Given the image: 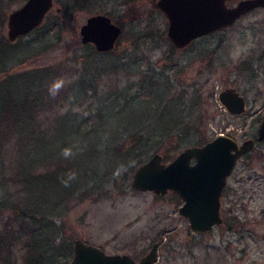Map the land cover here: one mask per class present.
I'll list each match as a JSON object with an SVG mask.
<instances>
[{
    "label": "rangeland",
    "instance_id": "rangeland-1",
    "mask_svg": "<svg viewBox=\"0 0 264 264\" xmlns=\"http://www.w3.org/2000/svg\"><path fill=\"white\" fill-rule=\"evenodd\" d=\"M24 1L0 0V37L8 39V14ZM55 2L60 10L52 9L38 29L20 36L24 41L38 40L41 32L49 30L54 49L43 52L49 47L44 45L41 57L13 64L28 69L62 63L72 70L55 77L59 81L52 84L49 96L58 97L55 107L38 117L43 125L29 135L30 139L43 133L46 137L23 147L11 124L0 123V230L9 222L11 228L21 230L20 241H11L20 257L18 264L31 247L33 230L42 232V223L55 229L47 234L54 252L44 259L49 264L70 260L77 237L111 252L132 250L138 255L161 238L160 262L166 264H264V139L239 158L228 177L221 197L223 222L203 233L193 231L189 219L180 215L183 200L175 191L156 193L132 187L135 169L154 152L168 162L185 146L201 144L220 131L239 141L257 135L264 114V7L176 48L166 33L168 18L156 0ZM95 13L111 16L122 33L110 53L91 56L94 45L81 40L80 25ZM89 63L91 69L119 66L98 74L87 93L73 101L77 92L70 84ZM229 85L246 97L247 108L241 114L229 112L217 98L219 89ZM13 86L11 80L0 85L2 116L8 115L7 105L18 100V89L14 87L11 94ZM185 89L186 97L178 98ZM68 90L71 93L65 98ZM164 102L168 108L161 117ZM81 110L85 128L76 122ZM177 121L181 123L165 128ZM133 123H140L137 128L152 139L145 153L114 166L108 160L103 163L100 151L106 142L98 149V141L119 136L116 144L127 143L128 130L121 135L119 131ZM80 167L79 179L97 169L96 181L68 195ZM55 170L58 176L53 175ZM41 173L45 176L42 187L28 182L31 174ZM33 207L48 213L36 214L39 221H34L23 213Z\"/></svg>",
    "mask_w": 264,
    "mask_h": 264
},
{
    "label": "water",
    "instance_id": "water-1",
    "mask_svg": "<svg viewBox=\"0 0 264 264\" xmlns=\"http://www.w3.org/2000/svg\"><path fill=\"white\" fill-rule=\"evenodd\" d=\"M156 0V5L168 18L166 33L176 48H183L194 39L233 24L239 17L264 0ZM60 10L55 0H25L13 8L7 18L9 41L41 26L52 9ZM122 27L105 13L90 15L80 25L81 40L92 43L97 51L113 50ZM219 102L231 113L246 110V97L235 86H224L217 93ZM264 139V114L256 137L237 140L233 135L218 133L201 144L185 146L170 161H163L154 152L134 171L132 187L156 193L175 191L183 200L179 213L189 219L195 232H205L221 224V197L227 177L238 159L250 152L256 141ZM161 238L139 263L129 253H109L98 244L77 237L73 239V255L64 264H150L158 258Z\"/></svg>",
    "mask_w": 264,
    "mask_h": 264
},
{
    "label": "trees",
    "instance_id": "trees-1",
    "mask_svg": "<svg viewBox=\"0 0 264 264\" xmlns=\"http://www.w3.org/2000/svg\"><path fill=\"white\" fill-rule=\"evenodd\" d=\"M49 14L50 12L47 14V16ZM48 34L49 30L45 29L39 34L38 40L36 39L24 41L22 37H19L16 42H11L4 36L0 37V74H4L3 78L0 80V85L11 80L14 84L13 89L11 88V94L12 92H15L14 87L19 90L18 100L11 102V105H7L8 109L5 113L8 114L11 118L8 117V115H0V123H2L3 120H6L8 121V126H10L11 124V132L14 133L15 131L19 135L18 142L23 147L29 146L30 144H33L35 142L39 143L40 141L45 139V133L38 135L37 137L32 139H30L29 135H31L32 133L34 135L36 129H41L43 122L39 121L38 117L47 110L54 109L55 107V102L56 100H58V97H49L51 94V86H53L52 84H55V82L59 81V79L55 77H61L60 75L65 71H72L68 66L62 63L40 65L28 69H20L19 67L13 65L16 63L23 64L29 58L37 59L42 56L41 53L48 52L49 50L54 49V45H51L50 43L54 42L55 39L54 37L49 38ZM44 45L49 47L41 52ZM110 52L111 50L100 52L97 51L95 47L91 46L89 55H101ZM89 65L90 63L85 64L81 68L77 77L74 78L73 82L70 84L71 90L75 88L74 94L77 92V94L73 95L72 97L70 96L73 101L80 100L84 96V94L87 93L88 85H91L90 83L93 82L94 78L98 74L106 72L108 68L118 69L119 66L117 64H111V66H97L96 69H91ZM161 85L162 83H160L159 87ZM70 93L69 90L65 91V98L69 96ZM178 96V98L180 99L185 98L186 89L182 90L180 94L178 93ZM159 102H162V100H159ZM174 103L177 110H179V107H177L179 106L178 103H180L179 100H175ZM167 108L168 107L166 105V102H164V104H162L161 106L159 116L162 117ZM0 113H2V110H0ZM83 114L84 112L82 110L76 113V122L79 128H85ZM180 123V121H177L172 125H167L165 128H172L173 126H177ZM139 125L140 123H133L130 125L122 126V129L119 131V135H121L120 133L123 129L125 131L128 130L127 132L130 134V136H128L127 143H120V145L116 144L117 138L119 136H116L111 141L110 139H103L98 141V149L100 144L106 142V144L100 151L101 153H103V163H106L105 160H108L114 166V164L119 160L126 159V161H128L129 159L136 158L137 156L141 157L145 153L146 150L144 147L150 145L152 139L150 137H145L144 133L142 132L143 130L137 128ZM152 126H149L148 133H152ZM153 128L155 129L154 126ZM159 132H162V129L158 131V133ZM105 152L107 153L105 154ZM97 172V169L91 170L89 171V175H87L85 179H79V176L82 173V167L77 169L75 173V181H77V183L73 186L68 195L72 194L76 189H82L87 184L95 182V176ZM53 175L58 176V172H56V170L53 171ZM44 177L45 176L43 175V173L31 174V176L28 178V182H31L32 184L33 182H35L37 186L42 187V183L45 180L43 179ZM23 213L26 215H30L31 219H33L34 221H39L36 214L45 215V213H48V210L46 212H42L33 207L31 211L24 210ZM7 225L8 226L0 230V264H18L20 257L19 255L17 256V254L14 253L15 250L11 247V241L15 244L18 243L22 238V233L21 230L11 228L10 222L7 223ZM39 228L40 232L42 230L41 233L33 230L34 234L31 233L32 235H30V239L28 238V244H30L31 247H29L26 252L22 253V264H49L48 262H45L44 259L47 260L49 256L54 254V252H52L53 244L51 243V240L47 235L54 232V227L48 225V223H42ZM44 232L45 235H43ZM43 243H45V245Z\"/></svg>",
    "mask_w": 264,
    "mask_h": 264
},
{
    "label": "flooded vegetation",
    "instance_id": "flooded-vegetation-1",
    "mask_svg": "<svg viewBox=\"0 0 264 264\" xmlns=\"http://www.w3.org/2000/svg\"><path fill=\"white\" fill-rule=\"evenodd\" d=\"M246 105H247V100H246ZM247 108V107H246ZM241 114V113H240ZM218 133H225V132H223V131H220V132H218ZM217 133V134H218ZM215 136V135H214ZM252 137H256V135L255 136H252ZM248 138H250V137H248ZM209 138H207L206 140H208ZM246 139V138H245ZM205 140V141H206ZM263 140V139H262ZM204 141V142H205ZM261 141V140H260ZM203 143V142H202ZM256 143H257V141H256ZM256 145V144H255ZM255 147V146H254ZM254 147H253V149H254ZM252 149V150H253ZM251 150V151H252ZM250 151V152H251ZM249 153V152H248ZM247 154V153H246ZM245 155V154H244ZM243 156V155H242ZM241 156V157H242ZM239 160V159H238ZM235 169V168H234ZM233 172V171H232ZM231 172V173H232ZM230 176V175H229ZM228 176V177H229ZM228 177H227V181H228ZM227 184V183H226ZM222 206V205H221ZM221 214H222V212H221ZM222 217H223V215H222ZM224 220V219H223ZM223 222V221H222ZM199 233H203V232H199ZM161 243V242H160ZM159 246H160V244H159ZM157 247V255H158V258L155 260V261H153V262H151L150 264H166V262L165 261H162V262H160L161 260H160V256H161V252H160V248L161 247ZM104 248V247H103ZM105 249V248H104ZM152 249V247H150L146 252H144V253H142L141 255H138V254H135L132 250H129V252L128 251H123V252H118V251H115V252H111V251H108V250H106L105 249V251H107V252H109V253H129L134 259H135V261L137 262V263H139L140 262V260H141V258L145 255V254H147L148 252H149V250H151Z\"/></svg>",
    "mask_w": 264,
    "mask_h": 264
},
{
    "label": "clouds",
    "instance_id": "clouds-1",
    "mask_svg": "<svg viewBox=\"0 0 264 264\" xmlns=\"http://www.w3.org/2000/svg\"><path fill=\"white\" fill-rule=\"evenodd\" d=\"M57 87H58V85H57Z\"/></svg>",
    "mask_w": 264,
    "mask_h": 264
}]
</instances>
